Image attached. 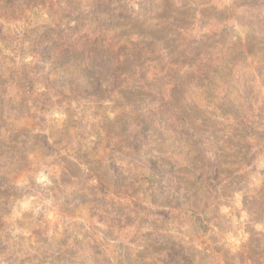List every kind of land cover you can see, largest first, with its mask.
Instances as JSON below:
<instances>
[{
    "label": "rangeland",
    "instance_id": "1",
    "mask_svg": "<svg viewBox=\"0 0 264 264\" xmlns=\"http://www.w3.org/2000/svg\"><path fill=\"white\" fill-rule=\"evenodd\" d=\"M201 1L0 0V264H264V0Z\"/></svg>",
    "mask_w": 264,
    "mask_h": 264
},
{
    "label": "trees",
    "instance_id": "2",
    "mask_svg": "<svg viewBox=\"0 0 264 264\" xmlns=\"http://www.w3.org/2000/svg\"><path fill=\"white\" fill-rule=\"evenodd\" d=\"M206 2H204L203 3V5H206L205 4ZM163 4H165V1H163V2H160V1H158L157 2V4L156 5H158V7L157 8H154L153 10H151V9H144V13H145V15H147L146 17L147 18H145V20L146 21H151V20H153L154 18L155 19H158L159 17H158V13H161L162 11H163V6L162 5ZM198 4H200V5H202V1L201 0H198ZM202 5V6H203ZM145 15H144V17H145ZM154 17V18H153ZM165 25V24H164ZM167 25H169V24H167ZM173 25H171L170 24V26L169 27H172ZM167 27V26H166ZM182 29V27H177V26H175L174 27V29ZM167 30L169 31V34H171L172 36H175L176 34L175 33H172V31H170V29L169 28H167ZM187 30V29H186ZM188 31V30H187ZM168 34V33H167ZM175 34V35H174ZM72 43H74V42H72ZM71 55H72V57H74V58H79L80 56H81V54L83 53V49L81 48V47H79V49H71ZM184 60H186V58L184 59ZM192 66H193V63L191 62V61H189L187 64H186V69L187 70H189V69H192ZM178 78H179V76H178ZM172 84L174 85V86H176L177 85V81L175 80V79H173L172 81ZM97 84H99V83H97ZM141 92H143V93H146L147 91H144V90H141ZM162 94L160 93L159 95H154L156 98L155 99H152L151 100V102H149V101H147L146 102V105H149L148 106V109L150 110V111H152V110H158V109H161L162 108V98L161 97H159V96H161ZM164 98H166V100L169 102L170 100H173L172 99V97H171V95H166ZM150 103H151V105H150ZM158 104V107L159 108H157V109H155V105H157ZM176 109H178V108H176ZM155 115H158V113H157V111L154 113ZM179 116L181 117V118H183L184 117V115H183V111H181V110H179ZM198 158H200V156L198 157ZM201 159V158H200ZM210 187L208 186L207 187V190L209 189ZM208 192V191H207ZM212 204L213 203V201L212 202H210V197H209V199L207 200V203H205L204 204V206H206L205 208H207L208 206H210V205H208L207 206V204ZM212 205H214V204H212ZM198 221L199 220H197V219H192V218H190L189 219V222H190V224H189V226H186L187 228H193V227H197L198 229H199V226H197V224H198ZM200 230V229H199ZM202 233H200V234H198L199 236H201L202 234H203V231H201ZM149 235H151L150 233H149ZM149 239V238H148ZM151 239V238H150ZM152 240V239H151ZM137 242L138 241H134L133 243L136 245L137 244ZM141 242V241H140ZM151 243V242H150ZM148 246H149V244H147L146 245V248H141L139 251H135V253H134V255L132 256V259H131V261H132V263L133 264H137V262L139 261V263L138 264H142V263H144L143 261H147V260H149L150 261V264H155V263H157L156 262V260L157 259H155V260H151L150 258H149V256H148V251H147V249H148ZM204 256H205V254H204ZM133 257H134V259H133ZM207 257V256H206ZM176 261H177V264H191V262H189L188 263V261L183 257V256H181L180 258H177L176 259ZM196 261V259H194L193 260V262H195ZM166 262H168V261H166ZM147 264V263H146ZM169 264V263H168ZM175 264V263H174Z\"/></svg>",
    "mask_w": 264,
    "mask_h": 264
}]
</instances>
